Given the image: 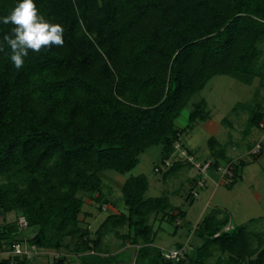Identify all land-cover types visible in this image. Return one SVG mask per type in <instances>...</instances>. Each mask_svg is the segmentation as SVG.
<instances>
[{"label":"trees","instance_id":"16d2710c","mask_svg":"<svg viewBox=\"0 0 264 264\" xmlns=\"http://www.w3.org/2000/svg\"><path fill=\"white\" fill-rule=\"evenodd\" d=\"M19 2L0 0V17ZM34 3L46 20L63 26L65 44L30 51L19 71L6 45L0 52V246L13 253L0 264L29 261L21 217L36 230L27 243L69 250L77 264H264V233L228 228L229 218L215 212L196 227L202 243L191 254L179 244L181 255L166 257L149 219L165 217L168 204L144 197L143 176L122 184L126 213L108 215L92 234L78 218L84 194H101L95 199L101 201L102 173L126 175L154 146L162 164L174 154L181 133L175 121L211 78L225 75L246 85L258 78L264 88V0ZM12 27L0 23V42ZM259 108L249 116L252 126L264 125ZM208 118L205 102H196L187 127ZM242 165L234 164L226 187H234ZM217 169L211 161L208 172ZM11 212L18 216L5 223ZM178 213L169 219L184 218ZM111 232L137 247L133 263L128 253L124 258V251L109 254L101 247ZM16 244L22 254H15ZM52 264L76 263L61 255Z\"/></svg>","mask_w":264,"mask_h":264},{"label":"rangeland","instance_id":"374dc122","mask_svg":"<svg viewBox=\"0 0 264 264\" xmlns=\"http://www.w3.org/2000/svg\"><path fill=\"white\" fill-rule=\"evenodd\" d=\"M199 101L205 102L209 118L197 121L188 128L189 113L193 104ZM260 106L264 112V88L260 86L258 78L251 85L225 75L211 78L175 121L176 128L181 132L179 143H176L180 147L168 160L170 164L177 163V167L171 170L170 166L162 164L161 149L154 146L139 156L138 165L126 175L113 171L102 173L103 197L98 202L95 199L101 194H84V204L78 217L80 226L88 228L92 234L108 215L126 213L122 184L128 177L143 176L148 182L144 197H162L168 204L165 217L154 214L149 219L157 234L155 245L166 252L177 250L178 245L182 244L183 253L191 254L202 243L196 237L195 229L212 212L221 219L228 217V228L244 225L251 231L264 233V125L259 127L249 123L250 114L258 111ZM262 118L264 121V115ZM258 143L262 146V152L253 156L252 150ZM182 151H186V155L181 154ZM191 156L197 163L217 161L218 167L243 161L234 187H226L227 183L220 179L221 174L217 177V171H210L203 180L205 186L198 187L197 182L202 176L198 175L196 167L185 161ZM156 167L161 172H156ZM193 191L198 194L192 195ZM178 212H184V218L178 215L176 220L169 219L168 214L176 215ZM17 216L16 212H11L5 215L4 222H13ZM22 219H19V226L23 230L21 238L26 243L22 248L29 260L27 264H52L61 255L77 264L76 255L69 250L43 249L27 243L36 230L24 226ZM123 232L125 230L119 229V233ZM65 242L73 248L72 241L65 239ZM101 247L109 254L124 251V258L130 256L132 263L137 250L136 246L123 243L112 232L103 238ZM9 256H13L11 250L6 245L0 246V260ZM214 260L212 258L210 261Z\"/></svg>","mask_w":264,"mask_h":264},{"label":"clouds","instance_id":"9594fccd","mask_svg":"<svg viewBox=\"0 0 264 264\" xmlns=\"http://www.w3.org/2000/svg\"><path fill=\"white\" fill-rule=\"evenodd\" d=\"M0 23L13 26L10 34L3 36L0 52H5V45L10 49L9 58L18 71L30 51L40 54L65 44L63 26L46 20L34 0H20L8 15L0 17Z\"/></svg>","mask_w":264,"mask_h":264},{"label":"built area","instance_id":"2783aa9c","mask_svg":"<svg viewBox=\"0 0 264 264\" xmlns=\"http://www.w3.org/2000/svg\"><path fill=\"white\" fill-rule=\"evenodd\" d=\"M179 147H180L179 144L175 145L176 150H178ZM252 152H253V154H260L262 152L261 144L260 143L256 144L255 147L253 148ZM181 154L186 155V151H182ZM188 161L190 163H192L194 165V167H196L198 173L200 175H202V179H200L197 182V186L200 188H203L205 186V183H204L205 177L209 173L208 171H209V168L211 165V161L207 160L205 162H198L197 163V161L194 159L193 156H191L190 158L188 157ZM164 165L165 166H171L170 161L165 160ZM233 168H234V162H229L224 167H218L217 172L219 175L221 174L220 179H222L226 183H229L231 181L232 176H233ZM156 171H159V169H156ZM193 194L197 195L198 193L196 191H193ZM21 222L24 223L23 224L24 226H26V222L24 219H22ZM23 225H22V227H23ZM14 248H15L14 249L15 254H22L23 253V250L19 244H16ZM165 255L168 258H177L179 255H181V253L177 250H174V251L166 252Z\"/></svg>","mask_w":264,"mask_h":264}]
</instances>
